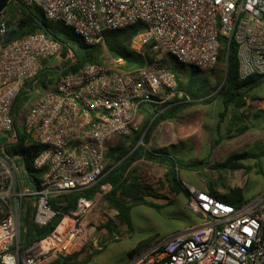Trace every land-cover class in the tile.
Returning <instances> with one entry per match:
<instances>
[{
	"label": "built area",
	"instance_id": "obj_1",
	"mask_svg": "<svg viewBox=\"0 0 264 264\" xmlns=\"http://www.w3.org/2000/svg\"><path fill=\"white\" fill-rule=\"evenodd\" d=\"M37 7L52 23L72 29L86 45L104 46V33L140 24L128 50L144 65L125 69L126 61L107 55L59 77L36 95L20 117L24 134L42 147L33 166L43 170L38 187L26 184L18 158H0V264H51L83 247L82 221L93 199L78 197L55 229L26 248L22 216L42 227L58 212L50 199L82 192L104 176L107 144L132 138L140 109L191 103L179 88L176 66L214 70L223 46L236 48L237 76L264 74V0H8ZM19 17V16H18ZM0 15V35L15 26ZM61 44L33 33L0 44V138L17 141L13 103L26 82L36 80ZM147 57L150 59L148 60ZM33 91V90H32ZM28 92H31L29 89ZM141 140V139H140ZM188 209L201 226L141 251L134 264H264V195L229 204L185 185ZM107 186L102 185L99 192Z\"/></svg>",
	"mask_w": 264,
	"mask_h": 264
},
{
	"label": "trees",
	"instance_id": "obj_2",
	"mask_svg": "<svg viewBox=\"0 0 264 264\" xmlns=\"http://www.w3.org/2000/svg\"><path fill=\"white\" fill-rule=\"evenodd\" d=\"M12 4L15 5L19 14L15 26L19 24L22 27V32L16 38H21L33 33H43L48 38L54 39L61 44V51L58 55L60 59L59 63L53 68L43 69L36 80L26 82L22 93H19L14 101L12 114H16V117H18L17 107L19 101L25 99L29 89L31 91L35 89H47L61 76L73 73L87 64L101 63L100 57L103 47L101 45L90 46L84 44L82 40L73 33L71 28L61 23L47 21L37 7H27L21 1ZM141 30L142 26L140 24H135L124 30L107 31L104 33V48L108 55L114 58L124 59L126 61L125 69L127 70L144 65L142 57L134 55L128 50L131 38ZM147 59L150 60L148 57ZM219 64H227V68L223 72V75L225 73V79L221 86L218 84L211 90L208 89V81L198 77L197 74L199 71L197 70L190 69L189 76L184 82H182L178 76L177 67L175 68V74L179 88L184 90L192 102L210 103L216 96L219 97L223 105V112L220 114L222 118L230 107L240 109L245 105V101L249 95L264 84V74L252 75L240 81L237 76L236 48L232 42L228 48L227 44L223 46L216 65ZM186 105L185 103H180L166 107L150 106L147 110H145L144 107L141 108L140 111L148 112V125L146 124V131L142 137L141 143L146 145L155 128L161 122L172 120ZM255 117H258V115H255ZM249 129L250 127L243 126L239 129H235L234 134L240 135ZM13 133L17 139L15 143L7 144L0 138V158L17 157L18 164L22 166L25 171L26 184L38 187L42 179L43 170L35 169L33 162L41 153L42 147L32 142L29 137L24 134L21 121L18 122L17 118L14 119ZM228 138H231V136ZM139 139L140 133H137L133 138L128 140L127 147L122 146L116 149H110L106 153V160L108 162L104 167V176L95 185L82 192H71L59 196L58 198L50 199L51 206L58 214L45 226L39 227L31 222L29 216L31 208L28 207L27 216L22 220L23 227L25 228V232L20 234V244L22 248H26L31 243L39 241L49 235L62 219V215L75 209L78 197L91 200L99 192L100 187L105 184L111 186L110 192L104 196L105 201L110 209L117 212V218L121 224H125L129 227V213L131 209L136 206L162 209L161 205L147 200L148 197L155 198L154 195L149 193L151 190L149 186L142 185L136 181H131L129 183V168L134 162L141 159L165 166L166 173L164 174V181L168 184L169 189L174 193H184L187 195L186 190L182 188L181 182L179 181L178 170H196L199 166L206 164V162H185L174 158L166 149L147 150L142 145H137ZM220 141L221 138L219 137L214 142V145H218ZM255 157L256 156L251 153L242 152L230 155L224 161L210 166L213 170L241 169L243 168L240 163L241 161ZM258 173L260 172L258 171ZM209 194L229 204L242 202L244 199L241 189H234L224 195L216 194L212 191H210ZM104 228L111 231L109 224L105 225ZM146 246L147 244L145 242L142 243L138 249L132 251L131 256L143 250ZM79 252L56 260L51 264H84V260H78ZM97 253H100V251H95L94 254Z\"/></svg>",
	"mask_w": 264,
	"mask_h": 264
},
{
	"label": "rangeland",
	"instance_id": "obj_3",
	"mask_svg": "<svg viewBox=\"0 0 264 264\" xmlns=\"http://www.w3.org/2000/svg\"><path fill=\"white\" fill-rule=\"evenodd\" d=\"M18 16V10L14 4H7L2 11V18L8 20L10 23H13ZM107 55L108 53L103 46V51L100 57L101 61H104ZM164 58L170 66H176L171 58L167 56ZM59 61V57H54L49 60L48 69L55 67ZM176 67L181 81H186L190 69H183L180 66ZM225 70L226 64H219L215 66L214 70L209 72H199L197 75L199 78L208 81V89L211 90L218 84H220V86L223 84L225 79V73L223 75V72ZM20 93H22V91H20ZM35 95V90H33L26 94L25 99L19 101L17 107L18 122L21 121L20 117L24 113L25 107ZM259 100H264V84L249 95L243 106L244 108L242 107L239 110H233L232 107H230L224 113L222 119L231 116L230 113L235 112L236 110L237 115H239L242 122H244V124L238 122L229 123V126L232 129H234V125H237V127L239 126L238 128L248 126L250 129L243 134H235V136L230 139H224L222 141L223 144L217 150L209 153V151H206V149L203 148L197 152H191L188 148L192 147V145L191 142L188 141L180 144L176 150L173 147L169 149L174 156L182 160H202L208 156L205 161H208L210 165L222 162L226 157L242 152L251 153L256 156L255 158H249L240 162L243 167L241 168L243 170V175L238 171V176L236 172H233V170L230 169H216L217 173L206 171L201 166H199L197 172L189 173L182 170L179 175V181L181 180L180 182L183 189H185L184 186L188 185L190 181H193L195 184V180L199 177L206 183L222 188L224 190L223 193L225 194L234 189H241L243 198L250 202L256 201L264 195V110L257 106V101ZM187 105L197 106L196 109L201 111L203 115L202 123L206 125L210 123L215 124L220 121V114L223 112V105L221 99L217 96L210 103L192 102ZM196 109L193 107L190 108V110ZM185 113L186 112L183 113L181 119L179 118L176 120L177 123L179 121L180 125L186 127L185 130L187 137L189 135L195 137V139L198 140V143L202 142L203 144L201 143V145L204 146V137L201 141L200 133H202L203 130L207 133L208 128L203 126V128L198 127V129H193L192 127L187 126V124L191 122V119L186 118ZM255 114L258 115V117H255ZM146 124L148 125V118H146L145 122L137 132L140 133L141 140L146 131ZM227 129L229 130L230 128L224 125L222 133L229 134ZM136 134H134L133 137ZM208 138H211V140L207 142V146L213 144V141L216 138L215 133ZM129 139L131 138L121 139L119 143L120 147H127ZM140 139L137 145L140 144L147 150L156 149L155 144L147 143L144 145L141 143ZM116 140L117 139L115 138L109 143L111 148H115L117 144ZM206 152L209 155H207ZM258 171L260 173H258ZM132 176H137L138 180H136V182H139L142 185H147L151 187V189H153V186H156V188L161 186L159 181L161 178H157L156 175H153L151 166L145 162H139V164H137L136 170H134L132 175L129 176L130 180ZM130 182L131 181H129V183ZM162 193L165 195L164 190ZM182 195L185 194L182 193ZM178 199L181 201V209H172V207L165 209H150L144 206L134 207L129 213V227L119 222L115 210L110 209L107 205H102L100 209H96L100 207V205L97 204L96 208L92 210V213L86 217V220L83 218L82 238L84 241V247L79 252L78 260H84V264H134V257L144 249L156 245L166 238L176 234H184L189 230L201 226V219L189 209L185 208L183 204V196ZM107 224L110 225L111 231L104 228ZM144 242L147 246L131 256L132 251L138 249ZM95 251H100V253L94 254Z\"/></svg>",
	"mask_w": 264,
	"mask_h": 264
},
{
	"label": "crops",
	"instance_id": "obj_4",
	"mask_svg": "<svg viewBox=\"0 0 264 264\" xmlns=\"http://www.w3.org/2000/svg\"><path fill=\"white\" fill-rule=\"evenodd\" d=\"M169 67L172 69V68H175L176 66H169ZM182 68L183 69H187V68H184V67H182ZM187 104H189V103H187ZM257 106L258 107H261L264 110V100L257 101ZM149 107L150 106H147V107H144V108H145V110H147ZM151 107H155V106H151ZM192 107L196 109L197 106H195V105H186L182 110H180L174 116V118L172 120H167V121L161 122L155 128V130L152 132V135L150 137V140H149L148 144H155L156 145V149H166L176 159H179V158H177L176 156H174L169 149L171 147H173L176 150L179 147L180 144H183L184 142H187V141L188 142H191L192 147H189L188 148V150H190L191 152L192 151L193 152H197V151H199V150H201V149L204 148V149H206V151H209V153H210V152L215 151L218 148H220L221 145L223 144L222 141L224 139H230L228 137L231 136V138H232V137L235 136V134H233V132H234L235 129H239L238 128L239 126L237 127V125H234V129H232L229 126V123H231V122H233V123L234 122H238V123L244 124V122H242V120H241V117L239 115H237V113H236V110H239V109H236V108H233L232 107L233 110L234 109H236V110H235V112L230 113L231 116L226 117V119L220 118V121L217 122V123H215V124L214 123H212V124L210 123V124H207L206 125V124L202 123V117H203L202 112L199 111V110H197V109L196 110H190V108H192ZM184 112H186L185 113V117L188 118V119H191V122H189L187 124V126L192 127L193 129H198V127H202L203 128V126L206 127V128H208L207 129V133L205 132V130H203V132L200 133L201 134V137H200L201 141H202V139L204 137V141H205L204 146L201 145L202 142L198 143V140L195 139V137H191L190 135L187 137L186 130H185L186 127L183 126V125H180L179 121L177 123L176 120H178L179 118L181 119ZM147 117H148V112H146V111H143V112L140 111V113L138 115V121L140 122L139 129L141 128V126L143 125V123L145 122V120H146ZM224 125L230 128L229 130L227 129L228 132H229V134L222 133V129H223V126ZM177 130H178V132H177ZM214 133L216 135V138L214 139L213 144H209L207 146V142L211 140V138L209 139L208 137L211 136V135H213ZM219 137L221 138L220 143L218 145H214V142ZM112 140H110L108 142V144H107L106 153L110 149H116V148H119L120 147V144L119 143H120V140L121 139H117L116 140V143L117 144H116L115 148H111L110 145H109V143ZM156 149H153V150H156ZM206 154L209 155L207 152H206ZM207 157H205V159H202V160H182V159H179V160H182V161H185V162L204 161V162H206V164H209L208 161H205V160H207ZM107 162L108 161L106 160V155H105V166H106V163ZM139 162H145V163L149 164L151 166L152 171H153V175H156L157 178H161L159 180L160 181V184H161V186H159V188H156V186H153V189H151V187H150L151 190H150L149 193L152 194V195H154L155 198L148 197L147 200H151L152 202H154V203H156L158 205H161L162 206V209L170 208V207H172V209H181V201L178 198H180L181 196H183V198H184L183 199V204H184L185 208L188 209V198H187V195L185 196V195H182V193H174V192H172L169 189L168 184L164 181V174L166 173V167L165 166H161L159 164H156V163L149 162V161H146V160L141 159V160L136 161V162H134L132 164V166L129 168V173H128L129 175H132L133 171L136 170L137 164H139ZM206 164L202 165L201 167H203L206 171L216 172V170L211 169L210 164L209 165H206ZM182 170L187 171L189 173L190 172H197L198 171L197 169L196 170L180 169V170H178V177H179V179H180V176L179 175H180V172ZM238 171H240V174L243 175L242 174V171H243L242 169H235V170H233V172H236V174H237ZM238 175H239V173L237 174V176ZM136 180H138L137 176H132L130 181H136ZM195 181L198 182V183L195 182V184H194L193 181H190L188 185L196 188L198 191H204V192H208V193L210 191H212V192H215L216 194H220V195H224L225 194V193H223L224 190L222 188L216 187L215 185H212L210 183H206V182L202 181L199 177ZM105 186H107V188L104 191L98 192L94 196L93 200H94L95 204H94L93 209L96 208V205L97 204H99L100 207H98L96 209H100L102 205H104V206L107 205L104 196L108 192H110L111 186L108 185V184H105ZM163 190L165 192V195H163V193H162ZM242 202L245 203V202H250V201H248L246 199H243ZM238 203H241V202H238ZM235 204H237V203H235ZM27 212L28 211H26V213L22 216V220L27 216ZM29 213H31V209H30V212ZM91 213H92V211L89 214H91ZM89 214H87L84 217V220H86V217ZM196 216H198V215H196ZM196 228H194V229H196ZM194 229H192V230H194ZM192 230H189L188 232H186L184 234H187V233L191 232ZM184 234H176V235H184ZM166 239H164V240H166ZM164 240L160 241V243H158V244H161ZM153 246H155V245H153ZM153 246H151V247H153ZM134 259H135V257H134Z\"/></svg>",
	"mask_w": 264,
	"mask_h": 264
},
{
	"label": "water",
	"instance_id": "obj_5",
	"mask_svg": "<svg viewBox=\"0 0 264 264\" xmlns=\"http://www.w3.org/2000/svg\"><path fill=\"white\" fill-rule=\"evenodd\" d=\"M8 0H0V15L5 6L7 5ZM22 32V27L21 25H16L9 33L6 35L1 36L0 35V44H7L13 39H15L20 33ZM227 68V64H226Z\"/></svg>",
	"mask_w": 264,
	"mask_h": 264
}]
</instances>
